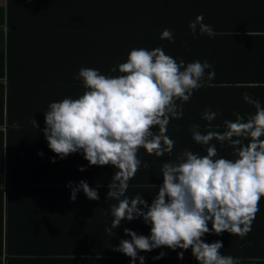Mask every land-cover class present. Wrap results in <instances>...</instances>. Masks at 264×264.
Wrapping results in <instances>:
<instances>
[{"label":"clouds","instance_id":"9594fccd","mask_svg":"<svg viewBox=\"0 0 264 264\" xmlns=\"http://www.w3.org/2000/svg\"><path fill=\"white\" fill-rule=\"evenodd\" d=\"M203 21L201 14L189 23L193 35L199 26L201 34L214 38L215 30ZM160 38L174 42L170 29H164ZM110 71L120 75L82 67L75 78L82 81L83 94L48 105L42 131L48 147L56 154L52 162L81 153L88 166L110 165L116 169L106 197L115 200L111 204L113 220L105 231L111 235L112 229L120 227L124 220L142 218L150 225L148 235L125 228L130 238L113 246V251L131 258L130 264H136L137 259L139 264H145L146 257L141 252L163 247L173 251L191 249L199 264H239L238 258L222 254L221 240L209 243L203 238L226 231L244 239L252 231L264 198V106L245 92L243 98L255 107V113H234L235 120H224L223 132L201 133L200 125L193 124L192 139L205 146L206 155L184 150L174 161H164L163 183L149 204L142 194L132 198L126 195L130 180L142 164L140 149L149 155L171 157L175 147V141L167 135L171 120L183 118L184 103L207 81L215 79L216 73L207 60L186 64L161 47L133 48L127 60ZM219 115L205 109L201 119L210 124ZM33 123L39 127L35 119ZM214 140L221 146L227 143L234 159L219 156ZM38 155L43 156V152ZM144 167L149 165L144 163ZM79 170L85 171L86 166H79ZM66 187L71 189L73 202L81 190L89 200L100 199L99 186L93 188L86 180L69 181ZM166 255L161 251L153 259ZM177 256L183 260L184 251Z\"/></svg>","mask_w":264,"mask_h":264},{"label":"trees","instance_id":"16d2710c","mask_svg":"<svg viewBox=\"0 0 264 264\" xmlns=\"http://www.w3.org/2000/svg\"><path fill=\"white\" fill-rule=\"evenodd\" d=\"M237 1L177 0V3H169L165 0L161 2L157 0H9L7 6L9 14L6 17L8 43L12 42L15 36L26 35L21 37L23 47L9 49L3 66V60H0V204L7 203L11 206L18 204L19 207L34 206L35 191L38 196L44 192L43 190L52 189L46 187L54 185L52 180L57 178L58 183L63 185L69 181L76 182L75 176L67 174L62 168L56 173L55 178H49L47 181L34 177L32 169L25 167L28 164L26 158L30 157L23 152L24 145L11 141L8 136V132L11 135L22 125L11 120L14 116L9 117L5 113V104H7V112V109H13L18 102H24V109L27 111V108H31L30 111L41 119L45 115L44 109L49 104V99L72 97L81 93V84L75 77L82 67L94 68L102 74L118 76L120 75L118 71L113 73L110 69L125 62L131 49L161 47L166 54L176 58L177 61L183 59L186 64L196 60L201 62L207 60L213 65L216 75L215 79L207 81L204 87L195 91L189 102L184 103L183 118L171 120L167 131V135L175 141L171 157H157L143 150L139 151L138 155L142 164L136 176L130 180L126 195L132 198L137 194H142L143 198L151 204L153 198L158 195L159 186L163 183L162 164L164 161L168 159L174 161L184 150L206 155L205 146L196 144L192 139L191 126L199 124V130L205 134L210 130L223 132L225 130L224 120H235L234 113L241 114L245 104L230 105L231 102L221 104L222 92L230 87L229 84L252 80L258 73L263 74L264 78V71L246 70L236 58L235 52L229 51L226 56L224 55L226 49L221 48L226 47L221 45L223 37H227L224 34L238 32L224 31L226 23L218 27L216 33L219 36L214 38L207 34L203 36L197 34L199 26H197L196 34L189 36L193 34L189 23L194 21L198 15L202 14L203 22H205L208 18L215 16L217 10H226L229 8L228 3H237ZM205 4L211 6L213 14L203 10ZM156 9H159V12H156ZM164 29L172 30L175 34L174 42L160 38ZM180 34L189 36L191 39H178ZM229 37L235 36L230 35ZM23 59L31 61L32 65L40 64L28 72L33 78L32 82L23 76L18 81L20 71L26 70ZM35 89L45 97L43 99L33 97ZM4 96L7 102L3 100ZM205 109H211L221 115L209 124L208 121L201 119V114ZM5 114L6 121L3 117ZM3 126H6L8 132L3 130ZM32 128H34L33 125ZM154 130L158 131V128ZM212 143L216 144L219 156L234 159L233 149L227 143L223 146L215 140ZM47 146L48 144L38 152L47 153ZM67 159L75 164L84 160V157L81 153H74ZM144 163H147L149 167H144ZM112 168L110 165L102 170L86 167V170L81 171L82 174H80L84 176L82 179L86 180L89 185L95 188L99 186L101 227L93 225V228L100 231V236L91 240L100 242V245L93 248L89 245L88 248L80 250L62 244L57 251L61 255L81 253L79 256L83 257L84 264H130V257L112 250L113 246L119 245L121 239L130 237L109 238L105 231L106 228L111 227L112 222L108 219L112 218L111 204L115 203L114 198H106L109 191L108 185L112 183V179H109ZM97 172H99L100 179L98 174L95 175ZM78 181H80L79 178ZM6 187L11 191V197L8 199L7 195L5 197ZM48 193L44 197L47 201L43 206L57 205L55 200L61 198L60 193L52 191ZM19 217L17 224L22 235L24 232L22 226H27V223L25 217ZM104 217L106 222L103 221ZM129 223L125 222L119 228L125 229L130 226L135 227L138 234H150V225L145 224L142 218L131 221L136 224ZM1 230L2 227L0 236ZM212 235L206 234L203 239L212 238ZM219 236L222 238L218 240L223 242V248L220 250L222 254L236 255L241 258L239 264H260V261L248 260H261V258L264 261V198L261 199L260 212L253 222L252 231L244 239L236 235L232 236L226 231ZM210 241L216 240L210 239ZM248 241H251V245H248ZM0 246V252H2V240H0ZM161 251L166 252L167 255L154 260L153 257ZM180 251H184L183 260L178 259L177 256ZM140 255L146 257L145 264H199L189 259L192 256L191 249L185 251L178 248L173 251L163 247L151 252H141ZM9 264H17V262L12 261ZM136 264H139L138 259Z\"/></svg>","mask_w":264,"mask_h":264},{"label":"crops","instance_id":"0c3cea01","mask_svg":"<svg viewBox=\"0 0 264 264\" xmlns=\"http://www.w3.org/2000/svg\"><path fill=\"white\" fill-rule=\"evenodd\" d=\"M157 1L161 2V0ZM165 1L169 3H177V0ZM8 2L9 0H0V60H3L2 66L4 65L5 55L9 54V49L11 47H23L21 37L26 35L15 36L12 42L9 41L8 43V23L6 18L9 14V11H7ZM228 4V9L217 10L218 12H216V15L208 18L204 23L211 25L215 32L218 27L224 23H226L224 31H238L236 33L228 32L224 34L227 36L223 37V42L221 44L226 46L221 47L223 50L226 49L224 55L226 56L229 51L235 52L236 58H238V61H240L246 70L264 71V0H238L237 3ZM203 10H207L208 13L213 14L211 6H207V4H205ZM156 12H159V9H156ZM197 34L201 33L198 32ZM173 35L175 36V34ZM203 35L206 34H201V36ZM230 35H234L235 37H229ZM189 36H193V34ZM189 36L180 34L178 39H191ZM216 36L219 35L216 33ZM27 39L31 40L30 37H27ZM22 61L25 62L24 68L26 67V70H24V72L23 70L20 71L21 75L19 76L18 81H20L21 76H23V78L32 82L33 78L28 72L35 66H40V64L32 65L31 61H26L24 59ZM79 82L82 87L81 93L72 96V98H78L85 91L82 81L79 80ZM229 86L230 87L225 89L221 94V104L224 105L227 102H231L230 105H238L243 103L245 106L241 111L242 115L255 113V107L248 104L243 98V94L247 92L253 99L259 100L261 105L264 106L263 74L258 73L252 80L236 81L233 84H229ZM34 94L33 97L36 96L41 99L45 97L40 94L39 90H36ZM5 98L6 96H4L3 100L7 102ZM62 99L63 98H51L48 103L50 104V102L60 101ZM23 103L24 102H18L14 105L13 109H7V112V104H5V113L9 115V117L14 116L11 117V120L13 122L16 121L17 124H21L22 127L14 130L11 135L6 126H3L2 128L5 132H8L11 141H16L19 145H24L25 148H22V150L30 157L26 158L28 164L25 167L32 169L31 171L34 172V177H36V179L42 178L47 181L49 178H55V175H57L56 173L61 171L60 168H62L67 174L75 176L74 180L78 182V178L81 180L84 177L83 175H80L82 173L79 170V166L84 165L87 168H97L99 170L106 167L88 166L89 162L86 159L72 164L67 158H57L56 162L53 163L51 158L56 154L48 146L47 153H43V156L38 155V150L43 149L44 146L48 144L42 131L46 126L45 115L39 119L37 114H33L30 111L31 108H27L26 111ZM48 105L44 111L48 110ZM6 114L3 116L5 121ZM33 119L37 121L39 125L38 128L34 125ZM8 124L10 126V121ZM32 125L34 128H32ZM140 150L146 152L143 148ZM5 166L4 163V167ZM115 171L116 169L112 168L109 179H112ZM98 173L99 172L95 175L97 176ZM98 178L100 179L99 174ZM52 181L54 182V185L50 183L52 186H46L52 189L43 190L44 192L38 196L37 191H35L36 193L33 196V198L36 199L33 202L35 204L34 206L28 205L19 207L18 204L15 206H11V204L8 205L7 203L5 205L0 204V228L2 227L0 240H2L3 244V250L0 252V264H9L12 261H16L17 264H84L83 257L79 256L81 253L61 255L57 251L62 244L65 246L67 245L70 248H79L80 250L85 247L88 248L89 245L92 248L100 245V242L97 243L95 240H91L96 236H100V231L93 228V225L101 227V210L99 209L100 199L89 200L81 190L77 194V199L73 202L70 200L71 189L66 187V185L59 184V179L57 178ZM8 187H6L5 190V197L7 195V199L8 197H11V191L8 190ZM91 187L95 188V186ZM46 191L60 193L61 198L55 200V202L58 203L57 205L43 206L45 201H47L44 197L49 194ZM19 216L25 217L27 223V226H22L24 228L22 235L20 234V228L17 224L20 219ZM112 220L113 217L108 219L110 222H112ZM103 221L106 222L105 217ZM125 222L129 221L124 220L122 221V224H125ZM129 224L136 223L130 222ZM129 228H134L133 230L135 231L137 230L135 227L129 226ZM106 234L109 238L115 237L117 239L122 236L127 237L124 233V229L119 227L112 230L111 235L108 233ZM52 237L54 239L50 240L49 238ZM212 238L218 240V238L222 237L213 234ZM212 238L206 237L205 242L211 243L212 241H210V239L213 240ZM233 257L238 258L236 255ZM189 259L198 262L193 255L190 256ZM238 259L241 261V258ZM262 260L263 258H261V260L248 261H260V264H264V261Z\"/></svg>","mask_w":264,"mask_h":264}]
</instances>
